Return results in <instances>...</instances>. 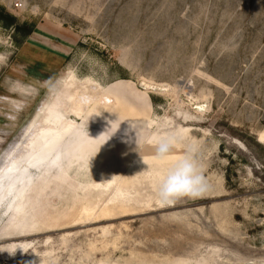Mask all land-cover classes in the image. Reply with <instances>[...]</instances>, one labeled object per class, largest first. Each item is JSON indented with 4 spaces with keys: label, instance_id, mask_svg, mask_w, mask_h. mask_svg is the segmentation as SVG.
<instances>
[{
    "label": "rangeland",
    "instance_id": "1",
    "mask_svg": "<svg viewBox=\"0 0 264 264\" xmlns=\"http://www.w3.org/2000/svg\"><path fill=\"white\" fill-rule=\"evenodd\" d=\"M0 12L33 29L0 21V264H264V0ZM70 81L92 100L81 114ZM169 132L201 147L211 187L162 205Z\"/></svg>",
    "mask_w": 264,
    "mask_h": 264
},
{
    "label": "clouds",
    "instance_id": "2",
    "mask_svg": "<svg viewBox=\"0 0 264 264\" xmlns=\"http://www.w3.org/2000/svg\"><path fill=\"white\" fill-rule=\"evenodd\" d=\"M180 143H184L183 154L169 162ZM154 158L165 165L156 191L160 204H171L182 197L195 199L210 189L199 145L184 142L182 137L169 132L156 142Z\"/></svg>",
    "mask_w": 264,
    "mask_h": 264
},
{
    "label": "bare ground",
    "instance_id": "3",
    "mask_svg": "<svg viewBox=\"0 0 264 264\" xmlns=\"http://www.w3.org/2000/svg\"><path fill=\"white\" fill-rule=\"evenodd\" d=\"M68 81H69V79H68ZM68 83H69V84H67V88L68 89H71L72 87H75V84H73L72 81H70ZM85 93H87V92H85L84 89L83 90H80V89H78V87H75L73 91H66V94H68L66 96L67 99L65 98V102L67 103L66 105H69L70 104L71 108H73L76 112H78L79 114H81L82 112H84L86 110V108L90 104H92L91 103L92 100L86 98V96L88 97V95H85ZM61 117H62V115H60V119H61ZM71 129H73V127H71ZM65 133H66L65 129L64 128H60L59 133H58V135L56 136V138L54 140V149H57L60 146V143H61V141H62ZM42 138L45 139V136L42 135ZM76 155H77V158H80L81 159V157H83L85 155V153H84L83 149H79L76 152ZM69 162H71V161H69ZM12 171L13 170L11 169V172ZM23 173H25V169L23 170ZM109 182H111V180H109ZM8 197H11V199H13L14 201H17L21 196H18V197L13 196V190H12L10 192V194H9ZM14 201H12V202L14 203Z\"/></svg>",
    "mask_w": 264,
    "mask_h": 264
},
{
    "label": "trees",
    "instance_id": "4",
    "mask_svg": "<svg viewBox=\"0 0 264 264\" xmlns=\"http://www.w3.org/2000/svg\"><path fill=\"white\" fill-rule=\"evenodd\" d=\"M0 21L8 27H14L15 32L17 31L18 34H23L24 37H28L33 33V29L23 24L22 26L17 25L16 19L13 16L4 15L3 12H0Z\"/></svg>",
    "mask_w": 264,
    "mask_h": 264
},
{
    "label": "water",
    "instance_id": "5",
    "mask_svg": "<svg viewBox=\"0 0 264 264\" xmlns=\"http://www.w3.org/2000/svg\"><path fill=\"white\" fill-rule=\"evenodd\" d=\"M196 110H200V111H204L206 108L205 106H198V107H194Z\"/></svg>",
    "mask_w": 264,
    "mask_h": 264
}]
</instances>
